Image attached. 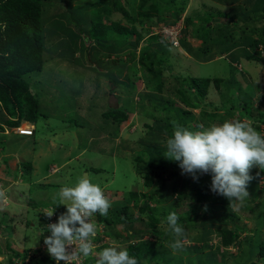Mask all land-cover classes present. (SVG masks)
I'll list each match as a JSON object with an SVG mask.
<instances>
[{"label": "trees", "instance_id": "16d2710c", "mask_svg": "<svg viewBox=\"0 0 264 264\" xmlns=\"http://www.w3.org/2000/svg\"><path fill=\"white\" fill-rule=\"evenodd\" d=\"M47 1L49 0H0V144L4 146V138H7V134L3 133L5 125L17 126L22 121H30L36 124L40 116H48L46 111L41 110L46 106L41 104L38 94L32 89V83L28 76L31 73H42L43 71H45V76L47 74L48 76L60 75L55 66H53V71L48 69L47 65H49L50 58L47 59L46 52H53L55 55L53 59L55 60L59 59L73 65L72 69L76 73L80 68H83L82 65L85 67L86 64L88 65L85 68L88 69L98 70L102 68L103 73H106L110 82L115 86L113 89L118 87L116 91L121 89L127 92L124 88H130V85L136 87L138 84L141 86L139 81L142 79L134 77L139 76L137 72L142 71L145 88L138 91L137 87L135 88L137 91L133 90L128 93L129 96L124 99L125 104L122 100L120 108L112 107L104 111L103 118L101 117L102 125L97 128H103L106 125L115 126L113 133L110 134V141L115 142L119 138L117 154L125 156L128 145L133 148L134 144L130 139L120 136L121 124L129 118V113L137 111L143 116L153 118V123H147L148 136L141 138L139 142L140 145H144L146 152L143 154L148 155L149 160L143 161L144 156L142 154L133 157L137 162V173L142 175L146 185L152 186L158 180L161 181L162 185L158 188L153 187L147 192L132 190L127 194L124 201L115 203L117 205L109 209L107 217L96 214L93 221L97 225L98 235L93 242L94 249L101 250L102 243L106 247L104 240L107 239L108 235H111L119 242L129 240L128 252L138 259L139 264L152 259L164 247V241L171 236L166 230H163L167 227L165 218L169 213L176 212L175 210L168 211L169 213L165 211L163 196L177 194L174 201L178 203L180 202L178 197L182 194L179 189L188 190L189 196L195 198L194 204L188 210L182 213L176 212L180 217L179 223L185 229L184 237L191 230L203 227L204 231L199 232L196 236H190L191 240H204L209 243L211 235H209L206 226V223L209 222V225L215 227V232L221 238L222 244L230 246L241 237V233L251 231L247 223H239L242 215L240 217L235 208L230 207L229 200L214 194L210 190L211 182H206L203 175L198 182H195L191 176L181 174L177 161L169 160L164 156L165 144L163 141H166L171 135V122L177 121L194 131L199 129L202 122L205 126L212 124L217 115L216 110L222 106L214 107V111L209 112L203 107L208 105L205 103V98L213 85L220 88L222 83L226 84L225 78L195 77L188 72L177 71L171 63L172 54L171 49L168 48L174 47V44L159 34H150L149 27L156 23L172 24L177 22L186 9L188 0H132L134 1L132 5L134 11L129 7L130 0H95L92 6L96 9L97 18L90 19L91 27L77 21L74 24L75 28L71 27L70 20L59 11L52 14L55 18L60 16V19L51 23L48 20V13L51 10L46 7ZM214 1L223 6H230L232 14L227 15L221 9L222 6L217 7L216 11L212 6L209 10L214 8L213 11H208L210 17L204 20L205 24L201 30H198L197 39L201 43L197 47H195L194 42L184 43L186 41L184 38L189 34L188 29H191L193 25L192 15L185 17L184 35L181 39L183 48L196 61H208L213 58L206 49L208 42L210 39L214 40L215 37H218L217 39L222 41L223 45L218 52L219 55L229 57L234 68L237 65L235 63H238L241 58L251 61L260 60L259 54L261 52L252 53L251 49L257 51L259 46L264 49V0ZM72 2V0L67 1L70 4ZM114 12H118L122 16L109 23ZM166 15L169 17L173 15L174 19L169 20ZM156 16L157 20H154L153 18ZM223 17L228 18V20L221 22ZM73 18L77 19L76 16ZM100 18L102 22L106 19L108 22L97 23V19ZM209 22L211 23L208 24ZM137 23H140L145 31L138 30ZM203 28H208L205 34L202 32ZM64 33L66 37H63ZM83 37L88 41L84 42ZM144 40H147L146 44L141 45ZM74 41L76 44H73ZM119 41H122L123 48ZM116 45H119L120 49ZM139 45L141 48L139 59H137L136 50ZM78 46L82 52L80 56L76 57L75 50ZM92 47L101 49L105 56L95 58ZM125 50H128V57L133 62L130 67L132 76L126 79L121 78L123 71L120 73V77L112 74L117 59L114 58V54ZM199 51H203L202 54ZM139 66L141 70H139ZM133 67L135 68L133 69ZM124 68L125 66L123 70ZM65 79V77L62 79L59 76L55 82L58 84ZM229 81L230 84H235L242 89V85L234 77H231ZM232 88L229 87L228 90L230 91ZM45 91V93L49 92L48 89ZM54 95L56 98V94ZM250 95L249 93V96H244L239 103V106L245 110V114L248 113V106L253 105ZM49 96L52 97L53 95ZM130 96L132 97L131 100L128 99ZM229 96H232L230 92L227 97ZM159 106L161 112L173 113L171 114L173 117L163 116L161 112L158 116L156 109ZM200 107L202 110L198 112L199 115H196L194 110ZM233 108L231 106L230 109ZM260 115H264V113ZM197 116H201L202 121H197ZM259 116H255V118L264 123V117L259 118ZM115 130L119 131V135L114 136ZM164 134L166 135L164 136ZM94 136L96 138L92 143L96 142L97 146L96 140L100 135L95 133ZM3 150L4 147L2 150L0 149V156ZM111 154L114 155L115 153L112 152ZM21 165H24L21 167L25 174H28L27 171L30 170L32 164L22 162ZM253 174V187L256 189L258 174L255 171ZM136 208L137 211H135ZM239 209L251 211L250 207L246 206V201L239 206ZM202 212L203 214H201ZM3 213V216L0 217V229H4L5 224H7L10 231L9 236H11L13 232L10 219L6 212ZM259 214L257 215L259 219L255 220L258 226L254 228V236L251 233L245 234L249 239L263 235L264 214ZM43 216L45 217L44 214ZM192 219H194V225L191 224ZM56 221L57 218L54 222ZM117 222L124 224L126 235L120 234V232L116 233L111 229ZM162 222L164 223L161 224ZM47 235H50L49 231L48 234L42 233V241ZM146 236L154 239H145ZM263 243L264 238L259 241L261 246L257 247L260 253H263L264 250ZM194 245L184 246L182 249V253L189 254L190 263L202 257L201 254L191 256V253L201 249L197 244ZM205 245L208 246V244ZM165 251L170 259L174 257V264H183V256L171 255L172 252L168 248ZM11 252L10 264H16L14 259L16 257L22 259L20 264H55L48 253L41 252V248L25 250L24 252L11 249ZM74 264H95V262L92 257H83L82 262L78 263L76 260ZM209 264L214 263L210 261ZM252 264H257V262L252 261Z\"/></svg>", "mask_w": 264, "mask_h": 264}, {"label": "rangeland", "instance_id": "374dc122", "mask_svg": "<svg viewBox=\"0 0 264 264\" xmlns=\"http://www.w3.org/2000/svg\"><path fill=\"white\" fill-rule=\"evenodd\" d=\"M67 1L69 0L47 1L46 7L51 10L48 13V20L54 23L60 19V16L57 15L58 17L55 18L52 14L55 11H59L70 20L72 23L71 27H74L77 21L82 22L87 27H91L89 24L90 19L97 18L95 15L96 9L92 6L95 0H72V4L67 3ZM133 2L130 0L129 7L132 8ZM212 6L215 8V11L217 7L222 6L221 9L227 15L232 14L230 6H223L214 0H188L181 18L177 22L172 23L174 25L182 22V26L184 25L185 27V17L192 15L193 25L191 29H188L189 34L184 38L186 40L184 43H196L200 41L197 39L198 30H201L205 24L204 20L210 17L208 11H213L214 8L209 10ZM132 10L134 11L133 8ZM73 16H76L77 19L73 18ZM120 16H122L120 13L114 12L109 23ZM166 17L169 20L174 19L173 15L170 17L166 15ZM153 19L157 20V16ZM227 20L228 18L226 17L221 18V22H226ZM105 21L108 22L107 19ZM105 21L102 22L101 18L97 19V23L104 24L106 23ZM161 23L163 24V22ZM137 28L140 31H145L140 23H137ZM149 29L150 34H158L154 33L153 27H149ZM206 30L208 28H203L202 32L205 34ZM237 34L240 33L237 32ZM63 37H66L65 33ZM217 38L215 37L214 40L210 39L206 47L211 57H213L212 59H214L215 55L221 56L218 52L223 45L222 41ZM85 41L88 40L85 39ZM146 42L147 40L142 41L141 45L146 44ZM73 44H76V41ZM119 44H122V41H119ZM116 46L120 49L119 45ZM174 47L170 46L168 48L171 49V63L177 71L188 72L195 77L217 76L226 79L227 85L222 83L220 88H216L213 85L205 98V103H208V105H204L203 107L209 112L214 111V107L222 106L221 108L217 107L219 109L216 110L217 115L214 117L212 123H222L226 119H240L251 124L261 135H264V125H261V123H264L255 118V116L264 113V49L262 46H259L257 51L251 49L252 53L261 52L259 54L261 56L260 60L251 61L241 58L240 63L238 62L235 68L232 66L229 57L221 56L209 63H201L187 57L188 55L183 51L180 52V49L176 54ZM91 49L93 54H95V58L98 59L105 56L101 49H97L96 47H92ZM81 52L82 50L78 46L75 50V56H80ZM202 52L199 51L200 54ZM45 55L47 59L50 58L48 61L49 65H47L48 69L50 68V71H53V66H55L57 73H60L59 76L62 79L64 77L66 79L56 84L55 81L59 79V76H48V74L45 76V71L29 74L32 89L38 94L41 104L46 106L43 109L41 108V110L43 112L46 111L48 116L39 117L36 123L38 128L37 138L25 140L12 134L14 132L10 129L7 138H4V146L0 144L1 150L4 147L0 156V194H2L0 195V217L3 216V212L8 214L13 232L9 236L10 231L7 224H5L6 227L4 229H0V264H10L11 249L24 252L25 250L41 248L42 253H47L46 246L42 241V233L48 234L45 225L48 224L49 218L44 217L43 212L47 211L46 208L53 206V197L56 196L62 186L73 185L77 178L82 175H87L93 183L99 184L102 187L106 196L111 201V207H115L117 205L115 203L124 201L127 194L132 190L147 192L153 187L158 188L162 185L160 180L156 181L152 186L146 185L142 175L137 173V162L133 157L142 154L144 156L143 161L149 160L148 155L143 154L146 152L144 145H140L139 142L141 138L148 136L149 129L147 123H153V118L143 116L137 111L129 113V118L121 124L120 136L130 139L134 144L133 148L128 145L125 151L127 155L125 156L117 154L119 138L115 142L110 141V134L113 133L115 126L106 125V127L97 128L102 125L101 117L103 118L104 111L112 107L120 108L122 100L124 101L129 96L128 93L133 90L137 91L135 89L137 87L138 91L145 88L144 73L142 71L137 72L142 79L139 81L141 86H138V84H136V87L135 85H130V88H124L127 92L121 89L116 91L118 87L113 89L115 86L110 82L106 73H103L104 70L102 68L98 70L88 69L85 68L88 65L86 64L85 67L82 65L83 68H80L76 73L72 69L73 65H70V63L53 59L55 57L53 52H46ZM114 58L118 60L116 59L114 72H112L113 76L120 77L122 71L123 75L121 78L126 79L132 76L130 67L133 62L128 57V50L114 54ZM139 70H141L140 66ZM249 76H252L253 79ZM231 77H234L242 85V89L235 84H230L229 80ZM134 78L137 79V77ZM256 84L260 86L259 90ZM229 87H233L234 89L232 88L229 91ZM46 89L49 92L45 93ZM229 92L232 95L229 96L230 98L227 97ZM249 93L251 94L253 105L248 106V113L245 114V110L239 106V103L244 96H249ZM54 94H56V98H54ZM131 98L130 96L128 99L131 100ZM231 106L234 107L232 110L230 109ZM159 109L160 106L156 109L158 116L161 112ZM201 110L202 107L195 109L194 112L196 115H199L198 112H201ZM171 114L161 112L163 116L173 117ZM263 117L264 115L259 116V118ZM196 120L202 121L201 116H197ZM95 133H99L100 135L98 140H96L97 146L96 142L92 143L94 138H96L94 136ZM117 135H119V131L115 130L114 136ZM105 138L107 139L104 140ZM165 142L163 141L164 144ZM112 152L115 154L112 155ZM22 162L32 164L30 170L28 169L27 171L28 174H25L21 167L24 166L21 165ZM254 171L258 174V185H256V189L253 187L254 178L249 182V198L245 200L246 206L250 207L251 211L239 209V206L243 203H238L234 207L240 217L242 215L239 223H247L251 231L241 233V237L235 243L225 246L215 232V227H212L207 222L206 226L209 230V235H211L209 243H206L204 240H191L190 236H196L199 232L204 231L203 227L191 230L188 235L182 238L184 246H195L194 244L200 246V251L191 253L192 257L201 254L202 257L199 260L190 263L188 253H182V250L173 251L169 247H166L174 239L171 235L168 240L164 241V247L152 259L141 264H174V257L169 258L170 256L165 251L166 248L171 250V255L183 256V264H209L210 261L214 264H252V261H256L257 264H264V250L263 253H260V250L257 248L261 246L259 241L264 238V232L263 235L250 239L245 236L246 233H251L254 236V228L258 226V223L255 221L259 219L257 215L259 213L264 214V171L258 167H253L250 171L252 177L254 176ZM203 178L206 182H211L210 174L203 175ZM180 191L182 194L178 197L180 199L178 203L174 201L177 198V194L167 197L163 196L165 211L171 212L175 210L177 213H182L194 204L195 198L194 196H189L188 190L179 189ZM130 204L133 205V203ZM65 211V205H58L56 207V218L58 219V216ZM135 211H137V208ZM165 211L162 210V212ZM208 213L210 214L211 212ZM193 222L194 219H192L191 224ZM123 225V223L117 222L111 229L116 233L120 232V234L126 235L127 232ZM163 230H166V227ZM145 239L153 240L154 238L146 236ZM128 242L129 240L127 242L116 241L111 235H108L107 239L104 240V244L106 243L105 245H107L106 247L116 245L127 250L130 243ZM205 244H208V246ZM103 247L105 246L102 243ZM95 250L97 252L100 251L97 248ZM14 259L16 264H20L22 261L21 258L16 257ZM81 261L79 258L78 262Z\"/></svg>", "mask_w": 264, "mask_h": 264}, {"label": "clouds", "instance_id": "9594fccd", "mask_svg": "<svg viewBox=\"0 0 264 264\" xmlns=\"http://www.w3.org/2000/svg\"><path fill=\"white\" fill-rule=\"evenodd\" d=\"M140 48L141 45L136 50L137 59ZM22 124L34 126L33 122L22 121L17 126L5 125L3 133L8 134L10 129L16 131V127ZM171 124L172 132L166 139L164 156L178 162L182 175H189L198 182L202 175L210 174V190L227 198L230 207L234 208L249 198L248 184L253 179L251 169L258 167L264 171V135L240 119H226L208 126L201 124L195 131L177 121ZM34 133L35 126L32 133L20 135ZM53 201V206L43 212L47 219L57 213L58 205L66 206V211L56 222L49 223L48 219L45 225L50 235L45 236L43 242L55 264H74L79 257H92L95 264H139L126 248L110 245L98 252L94 249L98 228L92 218L96 214L107 217L111 201L102 187L87 175L78 177L71 186H62ZM165 220L167 233L174 237L166 247L173 251L182 250L185 229L179 223V215L171 212Z\"/></svg>", "mask_w": 264, "mask_h": 264}, {"label": "built area", "instance_id": "2783aa9c", "mask_svg": "<svg viewBox=\"0 0 264 264\" xmlns=\"http://www.w3.org/2000/svg\"><path fill=\"white\" fill-rule=\"evenodd\" d=\"M153 28H154V31H155L154 33H158L159 35H161L166 40L172 42L175 46H180V41H181V38L183 36L182 22L181 23L179 22V23L174 24V25L173 24L168 25V24H164V23L163 24L159 23V24L153 26ZM15 130L19 134H30V133H32L34 131V126L31 125V124H22L19 127H16ZM56 217H57V215L55 213L51 217L52 220H51V218L49 219V223H50V221L54 222ZM79 258L82 260L81 257H79ZM78 259H77V262H78Z\"/></svg>", "mask_w": 264, "mask_h": 264}, {"label": "crops", "instance_id": "0c3cea01", "mask_svg": "<svg viewBox=\"0 0 264 264\" xmlns=\"http://www.w3.org/2000/svg\"><path fill=\"white\" fill-rule=\"evenodd\" d=\"M156 25V24H155ZM200 43H201V41H197L196 43H194L195 44V47H197L198 46V44L200 45ZM180 49V52H184L186 55H188L187 57H189V58H192V59H195L192 55H190L187 51H186V49L185 48H183V46L182 45H180V47L177 49V48H175V52H176V54H177V51ZM179 53V52H178ZM183 53V54H184ZM184 54V55H185ZM223 56H225V55H223ZM221 56H218V55H216L215 57H214V59H211V60H208V61H203V60H199V62H201V63H209V62H211V61H213V60H215L216 58H220ZM239 63H240V61H239ZM235 64H238V63H235ZM215 77V76H214ZM214 77H211V78H214ZM217 77V76H216ZM251 79H253L252 78V76H249ZM256 86H257V89L259 90L260 89V86L259 85H257L256 84ZM258 122V121H257ZM34 124V126H35V133L33 134V135H20V134H17L16 133V131H13L14 133H12V134H14L15 136L17 135L18 137H22V138H24L25 140H27V139H30V138H37V126H36V124L35 123H33ZM261 125H264V124H262L261 123ZM9 134V133H8ZM7 134V135H8Z\"/></svg>", "mask_w": 264, "mask_h": 264}]
</instances>
